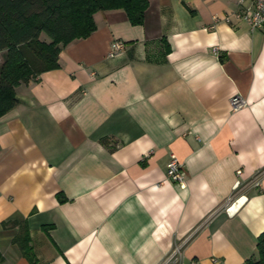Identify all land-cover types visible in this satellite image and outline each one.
I'll list each match as a JSON object with an SVG mask.
<instances>
[{
    "label": "crops",
    "instance_id": "0c3cea01",
    "mask_svg": "<svg viewBox=\"0 0 264 264\" xmlns=\"http://www.w3.org/2000/svg\"><path fill=\"white\" fill-rule=\"evenodd\" d=\"M147 1L139 25L95 12L58 67L15 87L0 115V264H31L13 242L21 222L34 264L257 257L264 27L235 19V0ZM170 155L182 183L166 178Z\"/></svg>",
    "mask_w": 264,
    "mask_h": 264
},
{
    "label": "trees",
    "instance_id": "16d2710c",
    "mask_svg": "<svg viewBox=\"0 0 264 264\" xmlns=\"http://www.w3.org/2000/svg\"><path fill=\"white\" fill-rule=\"evenodd\" d=\"M147 6V0H0V115L17 103L16 86L58 67L61 49L96 29L95 12L121 9L132 25H139ZM13 242L34 264L27 223L18 224ZM256 250L257 257L244 264H264V231Z\"/></svg>",
    "mask_w": 264,
    "mask_h": 264
},
{
    "label": "built area",
    "instance_id": "2783aa9c",
    "mask_svg": "<svg viewBox=\"0 0 264 264\" xmlns=\"http://www.w3.org/2000/svg\"><path fill=\"white\" fill-rule=\"evenodd\" d=\"M236 10L234 17L246 23L250 29H258L264 27V0H235ZM226 21H230L225 17ZM123 49V43L120 41H113L108 52L109 56H114ZM215 50V47H214ZM243 99L233 96L231 97V108L237 109L243 106ZM237 170V174H240ZM166 178L174 183H182L185 180V171L181 162L177 160L175 155H170L169 161L165 167ZM177 251V249H176ZM215 264H223L213 260ZM165 264V263H162Z\"/></svg>",
    "mask_w": 264,
    "mask_h": 264
},
{
    "label": "rangeland",
    "instance_id": "374dc122",
    "mask_svg": "<svg viewBox=\"0 0 264 264\" xmlns=\"http://www.w3.org/2000/svg\"><path fill=\"white\" fill-rule=\"evenodd\" d=\"M2 60H3V53H0V64H1Z\"/></svg>",
    "mask_w": 264,
    "mask_h": 264
}]
</instances>
